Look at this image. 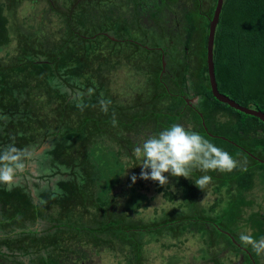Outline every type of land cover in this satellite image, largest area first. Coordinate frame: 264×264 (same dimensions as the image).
I'll use <instances>...</instances> for the list:
<instances>
[{
  "label": "trees",
  "instance_id": "16d2710c",
  "mask_svg": "<svg viewBox=\"0 0 264 264\" xmlns=\"http://www.w3.org/2000/svg\"><path fill=\"white\" fill-rule=\"evenodd\" d=\"M198 2V9H201H199V15L205 20V32L202 38L200 64L195 61L197 67L193 71L191 66L194 65L190 61L189 53L184 54L185 60L179 62L175 59L176 64L173 66L165 64V70L162 72L164 65L160 52L155 51L154 53L148 50L140 55L138 49L145 47H141L143 45L140 43L137 45L132 41L131 36L115 40L108 34L95 33V31L91 35H94V38H84L81 34L88 32L84 33L82 29L74 28L71 20H69L71 27H68L67 31L64 30V25L62 27L63 34H65L64 42L56 48L55 52H52L54 62L61 61L60 54L76 42V37L82 44L97 42L101 38L112 44L111 50L104 55L98 50L93 51L90 63L94 62L96 68L87 67L85 78L82 76L77 78L76 82H67L68 85H72L71 87L74 85L85 87V89L89 86L94 87L92 99V95L82 96L79 99L71 98V93L65 90L64 83L56 82L48 74V69L45 68L49 67L48 64L44 63L39 66L32 61L26 62L22 69L29 70L30 74H24L20 67L13 70L19 65L18 62L12 67L8 66L7 69L18 75L16 83L12 85L13 100L6 101V94L2 99L0 98L1 103L6 107L2 112L0 110V153L12 146L17 150L15 155L21 162L27 147L40 146L51 138V146L44 153L45 169H51L54 172L60 171V166L75 167V169L69 173L71 178L58 180L55 191L50 188L42 189L36 182L38 200L23 186L9 188L4 183H0V233L5 234L0 238V244L2 248L7 246L14 251L10 259L4 261V257L9 256V253L0 250V255L3 256L0 258V264H26L21 258L22 255L31 256L36 253V257L34 255L32 258V264H79L76 261H70L69 257L71 255L74 259L91 258L93 254L88 252V249H93L95 253L97 251L93 248L94 246L88 245L89 243H94L95 246L101 248L104 247L103 245L115 247L113 238L122 239L123 227H121V216L119 215L121 211L116 208V196L113 193L125 169L121 163L117 180L107 184V181H102L105 176L93 169L96 162L95 155L99 154L102 157L105 153L103 155L101 153L110 148L113 149L111 152L115 151V146L111 142L119 148L116 151L117 154H121V145L126 147L125 135L131 137L129 140L134 138L133 142H136L139 137L135 136L141 135L142 128L156 127L159 132L174 123L195 130L218 147L228 151L242 167H237L232 172H207L212 177V181L220 180L212 186L214 192L220 193V197L213 205L202 209L196 205L192 192L200 189L195 185L194 180L205 173L193 170L194 178L182 177L180 185L185 198L188 199L191 214L181 212L162 222L157 221L149 227L160 232L163 229L160 226L169 224L175 233L193 229L202 235L203 242L210 247L209 249L216 250L215 255L204 258V264H226L223 260V253L226 252L232 254L229 264H264V255H255L251 246H245L240 242V233H237L242 209L252 205V200L246 198V192L260 183L264 188V162L258 159H264V122L259 117L246 114L219 101L214 96L209 82L206 52L210 20L213 17L217 0H211L209 4L208 0H198ZM120 15L115 20L120 18ZM80 23L85 26L84 22ZM143 24L142 22L140 27ZM8 25V17L0 5L1 45L11 40ZM114 25L111 24L108 29L102 31L112 32ZM149 29L150 26L147 24L144 34H147ZM161 37L163 42L166 39L165 34L161 33ZM124 43L138 48L129 53L123 52L121 48L125 49ZM159 45L161 43H155V46ZM214 61L220 92L244 106L264 111V0H225L216 32ZM126 62L128 65L136 64L137 69L150 82L152 91L141 92L138 97H134L137 99L133 106L122 111V106L116 100V97L121 96L115 95L114 97L109 85L112 80L111 73ZM82 70L84 68L80 67L79 71ZM81 82L85 84L80 85ZM36 95L40 103L35 107H30L32 106L30 100L33 96L36 98ZM108 96L114 97L115 100L112 97L106 100ZM196 97H199V100L193 104L192 100ZM102 99L110 101L107 113L101 109ZM34 124L39 125L40 129L36 130ZM15 127L18 128L14 129ZM122 130L127 131L126 134ZM149 136L146 133V137ZM245 149L258 158L251 156ZM126 150L130 152L133 148L127 147ZM163 188L164 186L161 190L164 191L165 197L170 200L175 199L176 193L173 190ZM222 192L225 195H221ZM105 193L111 195L107 198ZM76 204L86 211L94 208L93 217L98 219V224L89 229L86 226L80 228L84 224V212L78 210V216L74 214L73 207ZM10 206L14 211L7 210ZM58 206H60L59 210L56 208ZM145 206L147 203H144ZM136 207L139 208L140 205L137 204ZM196 207L201 210V213L198 211L195 213ZM60 211L62 213L58 215ZM205 211L207 214H204ZM216 211L220 212L216 214L214 213ZM27 212L31 216L25 221L24 216ZM99 217L102 219L100 220ZM108 217L111 219L114 217L116 220L112 223L108 221ZM39 219L53 221L56 229L52 230L55 226L47 227L45 234L40 235V231L32 227ZM178 220L186 221V223L177 224ZM247 221L253 228L251 234L255 238L259 239L264 236V214L253 211ZM73 224H77L79 229L88 234L92 229V234L87 235L89 240L84 243L88 245L87 249L80 245L83 239L79 237L77 238L79 244L75 245V249V246L68 247L71 250L69 255V250L65 252V248L61 250L60 246L64 242L62 234H69ZM131 225L133 228L140 227L134 223ZM98 226L100 227L96 229ZM212 229L218 230V237H216L217 234L213 235ZM16 230L18 231L15 232ZM99 233H107L106 239L101 238ZM206 234H209L211 238L206 239ZM121 242L123 245L127 243V240L123 239ZM11 245L17 246L13 248ZM141 250V242L132 247L131 251L135 260L139 259ZM92 262L94 263V260L85 259L82 264H93Z\"/></svg>",
  "mask_w": 264,
  "mask_h": 264
},
{
  "label": "rangeland",
  "instance_id": "374dc122",
  "mask_svg": "<svg viewBox=\"0 0 264 264\" xmlns=\"http://www.w3.org/2000/svg\"><path fill=\"white\" fill-rule=\"evenodd\" d=\"M210 1L208 0V4ZM0 5L3 7L4 14L8 17V28L11 36L9 43L0 44V98L2 99L6 94V101L13 100L12 85L16 83L18 75L7 69L8 66L12 67L18 62L19 65L13 70H17L20 67L24 74H30L29 70L22 69L24 64L30 61L37 63L39 66L44 63L48 64L49 67H45L48 69V74L56 82L64 83L65 90L71 93V98L79 99L82 96L89 97L92 95L95 91L94 87L89 86L87 89L77 85L71 87L72 85H68L67 82H76L77 78L84 77L87 73V67L93 66V69L96 68L94 62L93 64L90 63L93 51L98 50L104 55L111 50L112 44L104 38H101L97 42L82 44L76 37V42L71 47H67L64 53L60 54L61 61L59 63L54 62L51 56L52 52H55L56 48L64 42L63 38L65 34H63L62 27L64 25V30L67 31L68 27H71L69 20H71L74 28H78L77 30L82 29L84 33L88 32L87 34H81L82 37L87 39L94 38V35H91L95 31V33L108 34L115 40L131 36L133 37L132 41L137 43V45L140 43L143 45L141 47H145L144 49H138L140 55L143 51L152 50L154 53L158 51L162 54V62L171 66L176 64L175 59L179 62L185 60L184 54L189 53L190 61L194 65L193 67L191 66L193 71L197 67L195 61H197V64H200L202 57L201 49L202 38L205 32V20L204 17L199 15L198 0H0ZM118 15H120V18L115 20ZM191 17H193L192 20H190ZM114 20L115 22L112 23ZM80 22H84L85 26ZM142 22L144 24L140 27ZM111 24H115L112 32L102 31L106 30V28L108 29ZM147 24L150 26L148 35L144 34ZM161 33L165 34L166 38L163 42ZM141 40L148 42H140ZM155 43H161V45L155 46ZM124 45L126 44L124 43ZM137 48L133 45H126L125 49L124 47L121 49L123 52L129 53L137 50ZM41 51L45 53H40ZM133 60L135 61V59ZM80 67L84 68L81 71L82 73L79 71ZM137 68L136 64L128 65L126 62L111 73L110 91L114 97L115 95L121 96L116 97V100L122 106V111L132 107L137 99L134 97H138L141 92L152 91L150 82ZM163 69L165 70V67ZM81 83L80 85L85 84ZM168 83L172 85V83ZM146 96L148 95L146 94ZM110 97L112 96H108L106 100H109ZM198 100L199 97L194 98L192 100L193 104L198 102ZM30 101L32 103L30 107H35L36 104L40 103L37 95L36 98L33 96ZM114 105H117L115 101ZM3 108L6 107L0 101L1 112ZM115 110L118 111V109ZM41 111L44 113L43 110ZM17 128L15 127L14 129ZM35 128L36 130L40 129L39 125H36ZM122 131L125 134L127 132L125 130ZM142 131L140 136H135L139 137L136 139V142H133L134 138L129 140L131 139L129 135L124 136L126 147H122L121 145V154H117L116 151L119 148H117L114 142H111L115 146V151L111 152L112 148L103 151L101 155L105 153L104 156H107L106 158L104 156L101 157L99 154L95 155L96 162L93 169L105 176L102 181H107V184L108 182H115L117 180V173L121 170V163L124 165L125 172L121 175V181L117 183L113 193L116 196V208L121 211L119 215L121 216V227H123L121 230L122 239L113 238V243L116 246L112 248L108 245H103L104 247L101 248L95 246L94 243H89L88 245L94 246L93 248L97 252L95 253L93 249H88V252L93 254V256L90 255L91 258L79 257L74 259L79 264H82L85 259L94 260L93 264H204L203 261L206 256L210 257L216 254V250H210V247L203 242L204 238L202 235L193 229H186L175 233L169 224L160 226V228H163L162 230L159 229L160 232L153 227H149L153 226L155 222H162L170 216H175L181 212L191 214L192 211L189 209L188 199L185 198L184 191L180 185L182 177H173L170 173H165L168 176L169 183L164 185V188L173 190L176 193V197L173 200L165 197L159 182L139 178L142 170L141 166L138 165L140 160L133 155V150L129 152L126 148L134 149L147 138L146 133L150 136L158 133L156 127L142 128ZM132 133L135 132L132 131ZM50 146L51 138L47 139L40 146L27 147L20 162L23 164V167L14 171L10 183L4 184L9 188H14L18 185L23 186L38 200L36 182L40 184L42 189L50 188L52 191H55L59 179L71 178L69 173L75 167L60 166V171L55 172L51 169H45L43 162L44 153ZM204 173V175H208L207 172ZM133 175L137 176L135 182L131 179ZM194 177L192 174L191 178ZM217 181L220 180H211L205 190L195 189L192 192V197L200 209L210 207L220 197V193L214 192L212 187L213 184H217ZM262 186L260 183L252 190L246 192V198L252 200V205L245 206L242 209V217L238 223L239 230H237V233L252 232L253 228L247 221L251 212L259 211L264 214V188ZM58 193L60 194V191ZM109 195L111 194L105 193L107 198ZM221 195H225V193L222 192ZM144 203H147V206L144 207ZM137 204L140 205L139 208L136 207ZM198 207L194 209L195 213L196 211L201 213ZM56 208L59 210L60 206ZM73 208L75 210L74 214H77V216L78 210L84 212V224L80 228L86 226L89 229V227L91 228L98 224V219L96 220L93 217L94 208L86 211L78 207V204ZM7 210L14 211L11 206ZM29 212L24 216L25 221L31 216V212ZM219 212L216 211L214 213L217 214ZM60 213L62 212L60 211L57 214L59 215ZM204 214H207V212L205 211ZM99 219L101 220L102 218L99 217ZM115 220L116 218L114 217L112 219L108 217V221H112V223ZM177 222V224L186 223V221L181 222L179 220ZM133 223L140 225V227L133 228L131 225ZM55 225L53 221L39 219L36 221L34 228L44 230L47 227ZM72 226L69 234H62L64 242L60 246L61 250L65 248V252L69 250V255L71 250L68 247H74L79 244L77 239L79 237L83 239L80 245L87 249L88 245H84V243L89 240L87 235L92 234V229L88 234L79 229L77 224H73ZM55 229L56 226L52 230L54 231ZM212 233L213 235L217 234L216 237L219 236V232L216 229H212ZM4 235L0 233V238ZM99 236L106 238L107 233H99ZM206 236V239L211 238L209 234H206ZM123 239L127 240V243L122 245L121 241ZM138 242H141L142 250L139 259L135 260L131 249ZM223 242L225 241L223 240ZM16 246L11 245L13 248ZM2 247L0 244L1 251L4 250L9 253V256L4 257V261L9 260L14 251L10 250L7 246L5 248ZM34 255H22L21 258L26 264H32V258L36 257L37 253ZM223 255V260L226 264H229V258H232V254L226 252ZM1 257L3 256L0 255Z\"/></svg>",
  "mask_w": 264,
  "mask_h": 264
},
{
  "label": "clouds",
  "instance_id": "9594fccd",
  "mask_svg": "<svg viewBox=\"0 0 264 264\" xmlns=\"http://www.w3.org/2000/svg\"><path fill=\"white\" fill-rule=\"evenodd\" d=\"M109 104L110 101L102 99V111L107 113ZM113 122L115 123V119ZM16 151L14 147L9 146L0 153V183H10L14 171L23 167L19 157L15 155ZM133 155L140 160L138 165L142 170L139 178L157 181L161 186L169 183L165 173H170L173 177L191 179L193 170L223 173L242 167L228 151L179 123H174L144 139L133 149ZM131 179L135 182L137 176L133 175ZM211 180L210 175H202L194 180V183L205 190ZM239 240L243 245L251 246L255 255H264V236L257 239L251 233L241 232Z\"/></svg>",
  "mask_w": 264,
  "mask_h": 264
},
{
  "label": "water",
  "instance_id": "95a60500",
  "mask_svg": "<svg viewBox=\"0 0 264 264\" xmlns=\"http://www.w3.org/2000/svg\"><path fill=\"white\" fill-rule=\"evenodd\" d=\"M225 0H217L216 6L214 9L213 17L210 20V27H209V32H208V38H207V52H206V61H207V68H208V75H209V82H210V87L211 90L214 94V96L221 102L227 103L230 106L246 113L250 114L253 116L259 117L263 122H264V111L249 107V106H244L237 102L236 100L232 99L228 95L220 92L218 88V83H217V78H216V70H215V61H214V54H215V40H216V32L217 28L219 25V21L221 18V14L223 11ZM165 67V62L163 63ZM164 72V69H163ZM190 104H192L190 102ZM202 115V113H200ZM203 124L208 130L205 121H203ZM213 135L212 133H210ZM246 150V149H245ZM251 156L258 158L256 155L252 154L248 150H246ZM260 161L264 162V159L258 158ZM228 232V231H226ZM236 242V240H235Z\"/></svg>",
  "mask_w": 264,
  "mask_h": 264
},
{
  "label": "flooded vegetation",
  "instance_id": "af4514ba",
  "mask_svg": "<svg viewBox=\"0 0 264 264\" xmlns=\"http://www.w3.org/2000/svg\"><path fill=\"white\" fill-rule=\"evenodd\" d=\"M34 227H35V225L33 226V229H34V230L40 231V233H39L40 235H44V234H45V230H46V229H44V231H43V230L36 229V228H34ZM223 231H226V230H223ZM105 239H106V238H105ZM234 241H235V240H234ZM236 243H237V241H236ZM43 250H44V249H42V251H43ZM71 258H72V259H71ZM69 259H70V261H75L74 258H73L72 256L69 257ZM69 263H70V262H69Z\"/></svg>",
  "mask_w": 264,
  "mask_h": 264
}]
</instances>
